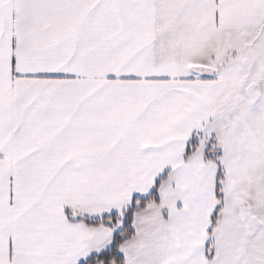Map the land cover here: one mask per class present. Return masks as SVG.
I'll return each mask as SVG.
<instances>
[{"label":"snow or ice","instance_id":"snow-or-ice-1","mask_svg":"<svg viewBox=\"0 0 264 264\" xmlns=\"http://www.w3.org/2000/svg\"><path fill=\"white\" fill-rule=\"evenodd\" d=\"M0 264H264V0H0Z\"/></svg>","mask_w":264,"mask_h":264}]
</instances>
